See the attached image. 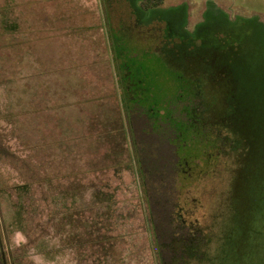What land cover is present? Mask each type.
<instances>
[{
    "label": "rangeland",
    "instance_id": "374dc122",
    "mask_svg": "<svg viewBox=\"0 0 264 264\" xmlns=\"http://www.w3.org/2000/svg\"><path fill=\"white\" fill-rule=\"evenodd\" d=\"M131 129L185 264H264V0H0V264H159Z\"/></svg>",
    "mask_w": 264,
    "mask_h": 264
},
{
    "label": "trees",
    "instance_id": "16d2710c",
    "mask_svg": "<svg viewBox=\"0 0 264 264\" xmlns=\"http://www.w3.org/2000/svg\"><path fill=\"white\" fill-rule=\"evenodd\" d=\"M163 0H159L162 2ZM185 114L189 116V113L185 111ZM141 118V117H138ZM146 118V117H143ZM148 121L150 119L146 118ZM132 120V119H131ZM130 120V123H131ZM151 121V120H150ZM191 123L193 121L191 120ZM152 121L150 124V131L144 132L146 138L152 143L155 140L159 142L158 145L162 147V143L158 141V137L152 136L151 130ZM131 127V124H130ZM133 133V130L131 129ZM135 138V151H137V162L142 168V179L144 184V194L146 196V206L148 210V223L152 236V242L155 247L156 256L159 264H185L193 258H201L200 245L205 242L203 234L197 227L186 226L183 221L176 215L173 204L167 197L169 189H172L173 184L168 181H162L163 175L169 173L171 170L179 171L178 157L172 161V147L165 148L166 155H163L165 164L162 172L160 173L157 168L151 164V156L147 151V147L138 146ZM155 143V142H154ZM153 144V143H152ZM170 149V150H169ZM167 151H170L169 153ZM177 151L175 150V153ZM174 153V154H175ZM176 155V154H175ZM118 217V216H117ZM119 218L123 219L124 216L120 215ZM95 231H100L99 225H102L99 221H93ZM99 237L96 238V241Z\"/></svg>",
    "mask_w": 264,
    "mask_h": 264
}]
</instances>
